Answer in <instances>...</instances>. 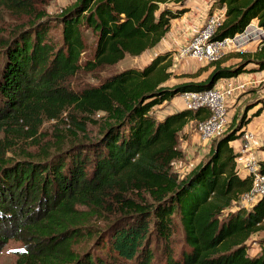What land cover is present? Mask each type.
Returning a JSON list of instances; mask_svg holds the SVG:
<instances>
[{
  "label": "trees",
  "instance_id": "1",
  "mask_svg": "<svg viewBox=\"0 0 264 264\" xmlns=\"http://www.w3.org/2000/svg\"><path fill=\"white\" fill-rule=\"evenodd\" d=\"M46 1L0 0V11L31 19L0 38V253L16 240L23 249L14 264H153L154 238L162 242L156 264H264V196L241 206L251 178L239 175L231 145L262 113L264 98L250 116L227 123L182 175L174 169L186 160L180 142L188 123L197 126L208 111L155 116L156 107L183 93L263 71L264 42L235 64L211 62L203 80L169 84L165 55L140 69L116 66L155 49L186 12L185 0H75L53 17L36 6ZM216 7L222 20L210 41L233 38L252 20L264 29V0H214ZM52 27L60 29V43L49 35ZM81 74L97 83L79 84ZM50 120L57 124L51 143L40 131ZM88 124L97 126V138L77 140ZM17 138L38 151L16 157ZM174 218L183 243L177 256ZM92 238L102 256L75 248Z\"/></svg>",
  "mask_w": 264,
  "mask_h": 264
},
{
  "label": "rangeland",
  "instance_id": "2",
  "mask_svg": "<svg viewBox=\"0 0 264 264\" xmlns=\"http://www.w3.org/2000/svg\"><path fill=\"white\" fill-rule=\"evenodd\" d=\"M74 1L75 0H48L46 2H37L36 6L39 10L44 9L49 16L53 17L56 16L64 7L70 5ZM213 1L214 0H185L183 7L186 9V12L180 18L171 22L170 31L168 32L167 36H165V39L157 45L158 47L148 50L138 57L126 56L117 64L116 69H140L148 64L149 61L156 55H165L167 59L171 60V67L169 70L173 74V77L169 80V84L191 81L196 82L203 80L212 69L210 66L211 62L206 61L202 57H194L184 53L182 49L191 45L193 37L202 30V27L206 25L211 16L220 18L222 15V12L219 8L216 7L211 9ZM29 20L31 19L26 18L25 16L16 15L7 11H0V38H11L18 31V29L26 27L30 22ZM245 30L242 32L244 34L241 35V37L235 36L233 41L228 42L224 46L220 56L214 62H219L222 66L235 64L239 62V58L237 57L238 54H251L264 42V29H261L255 25L252 29H249L248 32ZM86 34H88L87 43L92 44L94 41L93 37L89 35V33ZM49 35L53 40L60 43L61 35L60 29L58 27L50 28ZM89 51L90 50L88 49L82 54L81 61L87 58ZM252 67V65H248L247 68ZM252 73L246 72V74H249L248 76L240 77L234 81H229L233 82L236 86L243 85V87L236 90L234 94L227 100L226 117L228 119V125L232 122L234 117L238 118L245 112L247 116H250L258 107H255V104L258 102V100L264 98V71L260 77L258 76L257 79H254L255 82H252L251 80L253 79H250V74ZM100 75L103 76L104 73H100ZM223 80L224 79H220L216 83L215 87L218 89L224 88L225 84H221ZM78 81V83L82 85L87 84V82L91 84L97 83L94 79H92L90 74L79 75ZM183 108H185L184 98L183 96H179L176 100L170 103L165 102L163 105L156 107L155 116L156 118H161L165 114ZM99 116L100 115H97L95 118L99 119ZM56 125L57 124L55 121L52 120L46 121L42 124L40 131L43 134L44 141L48 140L50 143L52 142L51 138L53 136V129ZM58 130H60V128ZM187 131L188 134L185 141L182 143L180 142V148L182 149L186 160L179 161L174 164V169L178 170V172H181V175L187 172V167L189 164H192V162H196L198 159H202L204 157L212 140H204L199 136L195 122L188 123ZM245 132L247 131H244V133ZM249 132L253 135L254 140L255 134L252 131ZM62 133L64 134L62 138H65V134L66 136H69L68 132H65L64 130H62ZM94 138H97V126L88 124L85 138L84 136H81V138L77 140L86 142L92 141ZM72 142H74V140L67 139L66 144H72ZM233 142H231L232 146ZM15 144L16 146L13 152L15 153L16 157H21V155L25 154L26 152L34 153L38 151V146L33 145L30 140L17 138ZM244 144L245 142L242 141V146H244ZM8 154L10 155V153ZM174 223L175 230L172 235V251L174 256H177L180 249L182 248L183 243L181 239V230L175 218ZM262 236H264V234H262ZM96 241V238H92L89 241L80 243V245L76 246L75 248H77L80 252L87 250L91 253H95L96 256H102L101 252L97 249L98 245H96ZM150 242L152 255L154 256V259L151 262L156 264V257L158 258V262L161 261L158 253L162 246V242L158 243V241H156L154 238L151 239ZM22 249L23 247L20 242L16 240L8 241L0 253V264H14L17 259L16 252ZM256 250L257 249L254 246L251 252L254 253Z\"/></svg>",
  "mask_w": 264,
  "mask_h": 264
},
{
  "label": "built area",
  "instance_id": "3",
  "mask_svg": "<svg viewBox=\"0 0 264 264\" xmlns=\"http://www.w3.org/2000/svg\"><path fill=\"white\" fill-rule=\"evenodd\" d=\"M221 20L222 15L220 18L211 16L206 25L202 27V30L193 37L191 45L182 49V51L194 57H202L208 62L216 61L224 46L235 38L234 36L233 38H227L222 41H210L214 30L220 24ZM242 87L243 85L236 86L233 82H228L222 89L214 87L206 91L186 92L180 95L184 98L186 109H207L208 117L197 124V131L202 139H212L220 136L225 131L228 123L226 117L227 100L236 90ZM253 138L250 132H245L241 137L242 141L245 142L243 147H248L249 142ZM243 167L245 169V176L251 178V187L242 196L240 201L241 206L244 207L251 206L256 200L264 196V173L260 172V164L254 158H248L244 162Z\"/></svg>",
  "mask_w": 264,
  "mask_h": 264
},
{
  "label": "crops",
  "instance_id": "4",
  "mask_svg": "<svg viewBox=\"0 0 264 264\" xmlns=\"http://www.w3.org/2000/svg\"><path fill=\"white\" fill-rule=\"evenodd\" d=\"M221 12L223 13V10H221ZM256 22H257L256 20H252L245 31L248 32L249 29H252L256 25ZM167 34H166V36H167ZM243 34L244 33H240V34H236L235 36L241 37V35H243ZM164 39H165V37L162 40H164ZM263 71L250 74V79H253L251 81L255 82L254 79H257L258 76L260 77V75H262ZM248 75L249 74L242 73L238 77H233L230 79H224L221 84H223V83L226 84L229 81H234L240 77H245ZM244 130L247 132L252 131L255 134V139L252 140L251 143L246 148H244L242 146L241 138L233 142L234 151L236 154H238V157L236 159V167H237L239 175L241 177L245 176V169L243 166H244V162L248 158L252 157V158L256 159L258 162L264 161V151L260 150V147L264 146V110L262 111V113L259 116L254 117L250 121V123L244 128ZM200 160L201 159H198L196 162H192V164H189L190 166L188 165L187 172L191 168H193L196 164H198L200 162ZM244 207L249 208L250 206H244Z\"/></svg>",
  "mask_w": 264,
  "mask_h": 264
}]
</instances>
